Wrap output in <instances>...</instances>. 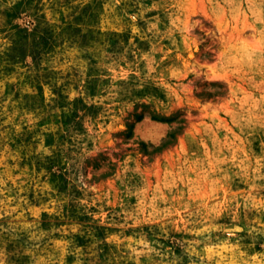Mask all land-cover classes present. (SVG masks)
<instances>
[{"label":"rangeland","instance_id":"rangeland-1","mask_svg":"<svg viewBox=\"0 0 264 264\" xmlns=\"http://www.w3.org/2000/svg\"><path fill=\"white\" fill-rule=\"evenodd\" d=\"M0 264H264V0H0Z\"/></svg>","mask_w":264,"mask_h":264}]
</instances>
